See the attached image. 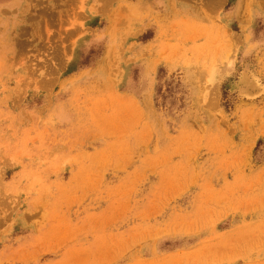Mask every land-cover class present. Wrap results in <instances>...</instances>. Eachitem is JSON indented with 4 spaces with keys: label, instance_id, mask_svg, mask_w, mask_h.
<instances>
[{
    "label": "rangeland",
    "instance_id": "374dc122",
    "mask_svg": "<svg viewBox=\"0 0 264 264\" xmlns=\"http://www.w3.org/2000/svg\"><path fill=\"white\" fill-rule=\"evenodd\" d=\"M0 264H264V0H0Z\"/></svg>",
    "mask_w": 264,
    "mask_h": 264
},
{
    "label": "bare ground",
    "instance_id": "6f19581e",
    "mask_svg": "<svg viewBox=\"0 0 264 264\" xmlns=\"http://www.w3.org/2000/svg\"><path fill=\"white\" fill-rule=\"evenodd\" d=\"M249 90H251V89H249Z\"/></svg>",
    "mask_w": 264,
    "mask_h": 264
}]
</instances>
